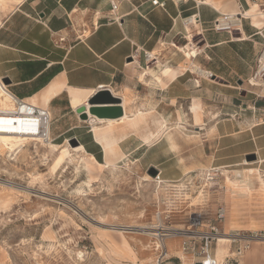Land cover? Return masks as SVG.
<instances>
[{
	"label": "rangeland",
	"instance_id": "1",
	"mask_svg": "<svg viewBox=\"0 0 264 264\" xmlns=\"http://www.w3.org/2000/svg\"><path fill=\"white\" fill-rule=\"evenodd\" d=\"M13 1L8 0L3 9L0 7V21L15 6ZM254 5L253 10L258 13L257 3ZM85 14L81 17H87ZM110 16V20L119 21L116 15ZM246 19L259 48L263 39L257 32L264 29V20L256 16L253 19L256 27L250 17ZM189 25L193 27L184 34L191 39L179 35L182 39L176 43L177 46L187 43L190 48L196 45L198 53L203 44L201 27L198 22ZM30 26L23 23H11L4 29L0 26V37L7 40V49L0 50V59H16L5 63L6 67L13 66L12 71L6 73L15 72L11 76L15 80L27 76L18 75L22 70L16 63L38 61L41 53L55 50L59 40L54 36L38 40L36 56L21 53L19 50L28 46L29 35L24 33ZM19 40L25 42L18 44ZM160 48L154 56L162 60L163 53L169 54L175 63L173 60L161 62L174 64L175 68L180 66L178 74L186 72L189 76L181 75L172 92H161L159 98L152 93H123L129 100L126 111L135 114L152 111L153 115L159 112L166 119L169 129L152 144L136 141L139 147L115 162V139L114 167L98 166L88 157L85 165L80 154L71 149L76 145L58 138L59 131L51 116L53 134L49 141L52 144L29 141L14 155L0 146V264H155L158 252L153 247L156 241L153 235L141 234L133 228L162 224L166 228L185 229L190 212L213 213L220 207L226 210L225 234L234 230L264 229V185L259 183V177L264 179V135L262 144L256 139L257 149L253 141L248 140L250 133L264 134V82L254 87L247 82L246 74L238 78L242 84L233 78L235 98L228 101L236 108L230 110L225 105L222 107L226 102L221 97L208 93L203 87L205 82L220 86L224 82L220 75L205 78L191 69L192 57L196 55L186 59L183 51L174 45ZM144 54L152 58L149 52ZM193 63L199 67L196 60ZM211 66L216 72L219 62L212 60ZM241 66L247 73V63ZM0 77L10 79L8 75ZM11 84L10 80L6 85L15 96L25 100L30 95L23 84ZM39 85V82L34 84L33 89ZM196 99L201 107L200 125L191 113ZM30 103L45 108V102ZM81 106L86 108L89 117L88 107ZM132 122L133 126H126L124 130L143 138L156 128L159 120ZM102 129L110 135L113 125ZM231 132L236 133L222 136ZM250 168L254 172L249 175L253 185L238 186V180L244 179L246 169ZM180 240V237L166 239L167 254L163 264H191L190 256H181ZM228 250L232 249L228 246ZM249 250L248 253L255 250L256 253L250 260L244 255L243 264H264V243L253 242Z\"/></svg>",
	"mask_w": 264,
	"mask_h": 264
},
{
	"label": "crops",
	"instance_id": "2",
	"mask_svg": "<svg viewBox=\"0 0 264 264\" xmlns=\"http://www.w3.org/2000/svg\"><path fill=\"white\" fill-rule=\"evenodd\" d=\"M163 1L164 9L153 6L150 0H121L115 13L119 21H113L110 20L109 0H23L15 4L0 23L3 29L11 23H23L26 27L31 25L24 33L25 36L29 35L27 45L31 48L24 46L19 50L21 53L36 56L38 40L53 36L63 39L56 41L55 50L41 53L38 61L26 64L24 60H17L23 62L16 63L22 70L18 75H27L22 79L15 80L11 77L15 72L6 73L12 71L13 66L6 67L5 63L16 60L11 58L3 61L0 59V75L10 76L11 85L23 84L30 91L26 101L36 104L39 101L45 102L44 107L51 112L52 123L55 121V128L59 131V139L76 138L85 153L95 162L105 163V152L93 127L91 128L92 123L78 117L85 107L73 108L69 88L90 91L86 101L98 91L107 89L113 96L119 97L121 102L126 91L133 95L152 93L156 94V98H159L161 92H172L181 75H189L186 72L178 74L181 72L180 66L175 68L174 64H163L161 61H175L167 53H163L161 60L154 56L155 51H159L161 45H177L176 42L182 37L190 40L191 36L187 38L184 32H188L193 26L185 24L184 20L195 15L201 27L203 44L199 46L201 50L192 57V61L196 60L199 67L208 69L214 76L220 75L224 81L220 86L205 82L203 87L208 93H215L226 102L222 107L225 105V108L233 110L236 105L228 101L235 98L231 80L234 78L238 81L239 76L245 74L250 77L261 46L257 48L258 42L253 37V28L249 26L248 19H241L240 26L233 31L216 32L211 29L212 24L221 14L242 15V12L249 10L251 4L257 3V11L264 13V0H213L219 3L222 10L206 0ZM85 13L87 17H81ZM250 18L252 24L258 27L253 20L255 17ZM21 42L25 41L19 40L18 44ZM6 44L7 40L0 37L1 51H6ZM144 52H149L152 58H145ZM212 60L219 62L216 72L212 71ZM243 62L248 65L247 73L244 70L246 68L241 66ZM189 72L191 73L190 70ZM38 82L39 87L33 89ZM151 112L133 113L132 120H160L158 114L153 115ZM124 113L123 109V115ZM66 118L70 120L65 121ZM119 118L94 121L92 126L104 128L108 125V119ZM112 125L111 135L117 139L113 157L115 162L121 160L119 157L124 158L135 151L139 147L136 141L145 143V137L151 132L141 138L134 132L127 133L119 124L112 122ZM235 133L222 136L229 137ZM262 135L264 134L250 133L248 140L253 141L255 149L256 139L262 144ZM256 153L259 158L258 152ZM223 228L225 231L224 225ZM249 251L245 254L248 260L256 253V250L248 253Z\"/></svg>",
	"mask_w": 264,
	"mask_h": 264
},
{
	"label": "built area",
	"instance_id": "3",
	"mask_svg": "<svg viewBox=\"0 0 264 264\" xmlns=\"http://www.w3.org/2000/svg\"><path fill=\"white\" fill-rule=\"evenodd\" d=\"M131 1V0H126ZM111 9L110 13L115 16L116 9L118 7V0H109ZM153 6L163 8L165 2L161 0H150ZM193 18V19H192ZM241 19H245L241 14L239 16L232 14H221L219 18L215 19L212 25V29L218 31H233L236 30L240 24ZM264 19V18H263ZM193 21V22H192ZM185 24H196L197 18L195 15H191L184 20ZM264 29L257 32L261 35L263 43L261 50L256 58L255 65L252 69L250 80L261 81L264 80ZM60 40L63 38H59ZM147 58V56H145ZM202 76V75H201ZM205 78H212L213 73L204 70ZM197 82V80L195 79ZM0 82L6 86L0 77ZM7 90V89H6ZM8 91V90H7ZM14 104L16 105L18 112L11 114L0 115V132L6 131L4 128L6 125L21 124L22 129L17 130L18 133L25 134L30 138L37 137L41 133V121L43 120L45 110L24 102L23 99L14 95ZM25 106V113L21 112V109ZM226 216V210L224 207L216 209L213 213L209 211H193L190 212L186 224L187 227L182 230H176L177 233L171 234L161 232L162 235H153L156 240L153 246L156 249L157 256L155 264H163L164 257L167 254L166 239L168 237H180V253L181 256H190L191 264H243L242 259L245 253L251 248L253 242L264 241V229L262 230H234L229 232L231 239L229 241V248L232 250L225 255L221 260L216 257V249L218 247L219 237L224 235V220ZM158 221L161 223L160 216ZM155 231H163L166 227L162 224L154 225ZM178 259L181 260L180 257Z\"/></svg>",
	"mask_w": 264,
	"mask_h": 264
},
{
	"label": "bare ground",
	"instance_id": "4",
	"mask_svg": "<svg viewBox=\"0 0 264 264\" xmlns=\"http://www.w3.org/2000/svg\"><path fill=\"white\" fill-rule=\"evenodd\" d=\"M14 1L16 2V4H18V3L22 2L23 0H14ZM206 2L211 3V4L215 5L217 8H219L220 10H222L221 7H219V3L214 2L213 0H206ZM7 4H8V0H0V7H2V9ZM254 6H255L254 4H251L250 9L248 11L242 12V15L244 17H256L258 15L260 17H264V13L263 12H258V13H255L254 12V10H253V7ZM0 23H1V21H0ZM175 46H176V48L178 47L179 49H181L183 51L184 56L187 59L188 58H191L192 54L193 55H197L196 45L193 46L192 48H190L188 44L185 45V46H177V45H175ZM191 65H192L191 69H192L193 72H198V74L204 76V70L203 69H201L200 67L196 66L193 63V61H191ZM197 82H198V80H197ZM263 82H264V80L263 81H257V80L251 79L250 80V83L249 82L248 83L251 86L260 87V86H262ZM69 90H70V99H71L70 101H71V104H72L73 108H77V107H79L81 105H86L87 107H89V104L87 103L86 99H87V96L89 95L90 91H81V90L71 89V88H69ZM14 98H15L14 97V94L8 89V85L4 86L0 82V115H5V114H11V113H14V112H18V109H17L16 105L13 102L14 101ZM24 102H26L28 104H31V105L39 108L40 110H45L44 116H43V120L41 121L42 123L40 125L41 133L37 137L30 138L29 136H26L25 134H21V133H18L17 132V130L22 129V125L21 124L6 125L4 127L6 129V131H1L0 132V146L3 149H7L8 151L12 152V154L14 152H16V151H20L22 149V147H25L26 143L29 142V141H35V140L36 141H42V142L46 141L49 144H52V142L49 141L50 135H51V131H50L51 113L49 112L48 109L40 108L37 105H35L33 103H30L28 101H25V100H24ZM128 102H129V100L126 97L122 98V102H121V104L119 103V105H122L123 109L125 110V113L119 119H114V120H109L108 119V121H107L108 122V126H111L112 125V122H114V123L117 122V123H119L121 125H124V126H122L123 129L126 126H133V122H132L133 121L132 120L133 113L126 111V108H125ZM25 110L26 109H25V106H24L21 109V112H24L25 113ZM200 110H201V107H200L199 101L196 99L192 103L191 113L193 114L194 121L196 122L197 125L202 124V117H201ZM158 114H159L158 116H159V119H160L159 122H158V125L156 126V128L154 130H152L150 132V135H148V136L145 137V143L147 145H148V143H151L155 139H159L169 129L167 127V124L168 123H167L166 119L164 118V116L161 115L159 112H158ZM88 115H89L88 121L90 123H92V124H93L94 121H99V120L102 121L103 120V119H96V117L93 116V115H91L89 113V111H88ZM92 124H91V128L93 127V130L95 132V135L97 137V140L101 143V145L103 147V150L105 152V163H97V162H95V163L98 166H104V167H109L110 166V167H114L115 166V162L112 160V155H113V151H114V149L116 147L115 137L112 136L111 133H110V135H106L103 132V129L100 128V126L99 127L98 126H95V125L92 126ZM129 128H131V127H129ZM168 139L171 140L170 135H168ZM171 143H173V141H171ZM71 149L74 150L76 153H79L80 154L79 155V158H81V160L85 163V165H86V158L87 157L90 158L91 160L93 159L91 156H89V155H87L85 153V150L83 149V146H80V144L76 145V147H71ZM92 162H94V161L92 160ZM245 163H246V161H245ZM246 171H247V176L244 179L238 180V182H239V185L238 186H240L242 188L244 186L250 187V186L253 185L252 179L249 176V175H252V173H254L253 172V169L252 168L246 169ZM238 173H239V177L241 178V176H242L241 175L242 174L241 171H239ZM162 181H164V180H162ZM259 183L262 184V185H264V179H262L261 177H259ZM6 186H7V184H6ZM241 194L244 195L243 193H241ZM105 226H107V225H105ZM136 227H138V226H136ZM133 229H136L137 232L138 231H141V234H150L151 236L152 235H158V236H160V235H162L161 232H165V233H169L170 232L171 234H173V233H177L176 230H182L180 228H172V227H169V228L163 229V231H158L157 232L154 229V225L151 226V227L140 226L138 228H133ZM128 233H129V231H128ZM231 237H230V235L225 234V233H224V235H222V236L219 237L218 247L216 249V257L219 260H221L225 255L228 254V246H229L228 243H229ZM123 240H124L125 243L128 244V242L126 241V239H123ZM259 243H264V241H260Z\"/></svg>",
	"mask_w": 264,
	"mask_h": 264
},
{
	"label": "water",
	"instance_id": "5",
	"mask_svg": "<svg viewBox=\"0 0 264 264\" xmlns=\"http://www.w3.org/2000/svg\"><path fill=\"white\" fill-rule=\"evenodd\" d=\"M2 81L5 84L10 83V79L8 77H3ZM239 84H242V80H238ZM121 102L119 97L113 96L110 91L100 90L96 94H94L91 98L88 99L87 103L89 104L88 111L91 115L97 117L98 119H107V118H118L123 115V109L119 105ZM112 105V106H107ZM85 109L81 110L80 118L86 120L88 118L85 113ZM72 146L78 145L79 142L76 138H71L68 140ZM254 158V156H253ZM153 170V169H152ZM156 172L153 170V175Z\"/></svg>",
	"mask_w": 264,
	"mask_h": 264
}]
</instances>
